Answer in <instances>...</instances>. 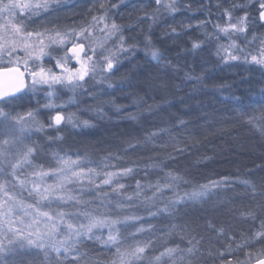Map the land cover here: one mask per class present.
<instances>
[{"label":"trees","instance_id":"obj_1","mask_svg":"<svg viewBox=\"0 0 264 264\" xmlns=\"http://www.w3.org/2000/svg\"><path fill=\"white\" fill-rule=\"evenodd\" d=\"M100 3L105 5L103 13ZM233 4L249 5L233 12L234 18L249 13L244 34L226 35L214 27L226 26L227 17L221 13ZM175 7L172 12L154 0H66L39 19L47 28H81L89 26L93 16L106 14L108 21L119 26L116 39L110 42L118 47L114 53L118 62L114 59L111 77L99 82L100 97L82 103L76 99V109L90 126L71 131L49 127V110H40L38 102L23 105L31 99L28 96L1 105L6 112L26 108L39 112L36 114L45 125L43 135L55 140L56 148L48 152L52 159L57 153L68 156L100 175L132 169L128 176L115 178L113 185L122 184L121 189L133 192V201L145 199L151 208L165 199L183 198L175 209L163 216L162 212L156 214L136 231L131 229L133 224L122 231L120 251L134 241L151 242L146 256L136 264L167 247L182 250L172 264H188L189 260L191 264H252L264 256V240L253 239L255 233L264 231V65L250 61V56L264 47L260 39L264 23L259 20L255 0H175ZM193 43L200 46L194 49ZM233 43L235 47L228 51L240 59L225 57L221 46ZM149 49L158 51L159 61L147 54ZM82 90L90 92L89 88ZM44 136L34 138L39 144L33 156L37 165L39 159L48 160L40 152ZM169 172L183 179L173 182L166 175ZM210 181L226 182L199 200L188 199L187 194ZM158 183L160 191H156ZM168 184L172 187L164 186ZM250 185L256 186L255 192ZM204 205L205 209L185 220L189 228H184V219H178L180 212ZM141 206L139 210H145ZM161 216L160 226H167L162 239L156 241L138 231L157 224ZM171 220L178 222L176 235L168 226ZM82 241L94 247L82 251L76 264L117 261L115 247ZM193 245L199 250L198 257L183 251ZM165 260L170 264L171 258Z\"/></svg>","mask_w":264,"mask_h":264},{"label":"snow or ice","instance_id":"obj_2","mask_svg":"<svg viewBox=\"0 0 264 264\" xmlns=\"http://www.w3.org/2000/svg\"><path fill=\"white\" fill-rule=\"evenodd\" d=\"M160 5L161 0H155ZM251 3V0H249ZM59 0H0V104L10 102L16 95L24 89V77L27 74L31 79V86L47 85L54 88L56 85H67L78 87L90 74L96 73V61L92 55L96 49L92 47L91 28H96L111 36L119 32V26L112 22L110 25L106 14L92 17V22L87 27L79 30L66 29L60 31L45 30L28 31V23L32 16L38 15L42 11H47ZM258 5V17L264 22V0H255ZM217 7L221 5L217 4ZM247 4H233L231 8H224L222 15L227 17L226 26L214 27L226 35L233 33L244 34L249 23V13L244 11L243 16L233 17V12L237 9L247 8ZM102 13L105 11L104 3L99 5ZM114 7V6H113ZM164 7L172 12L176 11L175 0L165 2ZM190 7V6H189ZM21 14H26L21 16ZM233 19L235 22L233 23ZM103 24V28L100 25ZM120 51H123V37L120 38ZM256 39V38H254ZM260 39L264 40V37ZM83 41V42H79ZM88 44V48H85ZM68 45H71L68 47ZM199 43H193V48H198ZM60 47L64 50V55L56 58L55 63L58 71L46 69L42 66L45 58H51L49 49ZM103 51L102 45H100ZM226 59L237 60L240 57L233 55L228 48L235 47V44L227 47L221 46ZM23 50L25 56H14L18 50ZM243 51L242 49H237ZM154 60L159 61L160 55L157 50L149 49L147 52ZM114 59L118 62V57L114 54L104 55L101 63L106 65V70L111 71L114 67ZM244 59H247L245 56ZM5 60L7 63H5ZM68 60H74L78 67L72 69L67 66ZM251 61L264 65V47L258 50V55H252ZM29 62L35 68L29 67ZM21 68L24 71H21ZM49 98H53V93H48ZM48 108H55L56 105L48 104ZM72 123L79 126L67 118L59 111L51 117L49 127H56L63 122ZM88 121H83L84 126H88ZM33 131H44L42 125L32 111L15 116L0 108V264H5V255L15 256L23 250H39L47 258L49 254H54L59 264L61 256L78 259L80 253V243L84 238L89 240H99L104 245H117L121 243L119 228L120 219H112L111 216L101 211L99 208L90 207L91 201H83L80 197L73 195L68 185L82 183V177L98 176L100 173L93 170H85L81 167L80 160H72L70 157L54 154L55 167L45 169L42 165L33 163V156L39 150V144L26 143L30 139ZM7 137V138H2ZM31 168V172L26 169ZM79 169V170H77ZM132 169H123L118 172L106 173V178L102 180L104 185H112L117 177L128 176ZM173 182L183 178L169 172L166 174ZM52 179L53 183H47ZM226 181H210L209 184L201 185L198 191L187 194L192 201L199 200L208 195L210 190L223 184ZM248 185L249 181H241ZM91 183V181H89ZM172 187L171 184L164 185ZM255 192V185H250ZM99 188V185H96ZM118 188L123 185L117 184ZM139 186V183L137 184ZM161 190L159 183L156 191ZM26 194L29 200L34 203H27L21 199V195ZM127 199L131 200V197ZM179 198L170 202V208L175 209L180 203ZM56 204L57 207H52ZM76 210H66V209ZM161 211H169V207ZM136 217H124L123 224L126 226L129 221L136 220ZM81 220L85 222H81ZM75 221V223L73 222ZM264 228V224L261 226ZM107 229V238L96 236V231ZM143 231V229H138ZM222 231V229L220 230ZM254 240L257 242L264 240V231L255 233ZM151 242H136L121 252L117 248V261L114 264H136L146 256ZM182 251L179 248H168L160 256L154 257V261H160L161 257L173 258L174 255ZM187 256H192L195 245L183 250ZM75 254V256H74ZM264 255V253H262ZM183 262L184 257H181ZM191 264V261H188ZM257 264H264V259H259Z\"/></svg>","mask_w":264,"mask_h":264},{"label":"rangeland","instance_id":"obj_3","mask_svg":"<svg viewBox=\"0 0 264 264\" xmlns=\"http://www.w3.org/2000/svg\"><path fill=\"white\" fill-rule=\"evenodd\" d=\"M66 0H59L58 4H54L53 6L56 5H60L62 2H64ZM149 3L153 2V0H148ZM166 0H161V3L159 6H164ZM167 2H170V0H167ZM154 3L155 0H154ZM157 4V3H156ZM52 8V7H51ZM50 8V9H51ZM165 8V7H164ZM50 9H48L47 11H42L40 12L38 15L36 16H32L29 21H25L26 23H28V31H45V30H49V31H54L56 29H59L60 31H64L66 29H76L79 30L80 28L78 27H74V28H65V29H60V28H56L54 26H48V28L43 25V24H39V19H41L42 17H44L43 15L47 14ZM169 10V9H168ZM26 14H21V16H24ZM44 20V19H43ZM92 22V19H91ZM90 22V24H91ZM109 24H111L110 21H108ZM89 25V24H88ZM85 27H87V24L85 25ZM101 28H103V24L100 25ZM47 28V29H46ZM92 31V36H91V42H92V47L94 49H96L95 54L93 53H89V55L93 56V59L96 61V73L95 75H89L88 77L85 78V80L83 82H81V85L78 87H70L67 85H56L54 88H49L47 85H36L35 88H32L31 86V79L28 76L27 77V85L26 88L23 92V94L19 97H30L31 99L28 100H24V104L23 105H33L34 103H41L39 106V109H48L49 110V116L53 117L55 116L56 112L59 111L62 115H64L66 118L68 116L72 117V120L74 122H76L79 126H73L72 123L67 122V120H65V122H63L60 127H63L65 130H79L83 127H88L90 126V122L88 123V126H84L82 124L83 121H87L84 120V116H81V113L78 112V110L76 109V99H78V102L82 103L84 99H89V100H94L97 97H100L101 95V88L99 87V82L103 81V80H108L111 77V73L112 70H114L115 68V61H114V67L111 71L106 70V65L101 63L100 61L102 60L104 55H110V54H114L116 51L115 49H118L117 46H111L110 42H111V38H115L117 36V33L114 35L106 36V33H104L101 30H98L96 28H91L90 29ZM79 42H83V41H79ZM106 44V47H103V45ZM109 44V45H108ZM100 45H102L103 51L101 50ZM71 45H68V47H70ZM85 48H88V44H85ZM262 48V47H260ZM258 48V50L260 49ZM49 51L51 52V58H45L42 62V66L45 67L46 69H52L53 71H58L57 67H56V63H55V59L59 58L61 56L64 55V50L60 47H55L52 49H49ZM20 56L21 59L24 58L25 54L23 52V50H18L16 53H14V56ZM255 55H258V53H256ZM251 57V56H250ZM248 60V59H245ZM249 61V60H248ZM251 61V60H250ZM5 63H7V61L5 60ZM67 66L75 69L78 67V64L74 61V60H68L67 61ZM29 67L30 68H35V65L32 64L31 62H29ZM21 70H24L23 68H21ZM88 79H93L96 82L92 81V82H85ZM86 84V85H85ZM89 86V87H88ZM82 87H85L86 89L89 88L88 93H83L84 91L82 90ZM51 92L53 93V98H49L48 93ZM37 96V97H36ZM77 96V97H76ZM37 98V99H36ZM54 104L56 105L55 108H48L46 107V105L48 104ZM0 108H3L2 105L0 104ZM5 111V110H4ZM28 111H32L35 114L36 119L42 124L43 122L40 121V118L37 116V114H39V112H37V110H31L30 108H26V110H17L15 112H10L8 111L11 115L15 116L17 113L23 114L26 113ZM37 113V114H36ZM40 117H44V114L41 115ZM44 130H45V125H44ZM43 132L40 131H33V133L30 136V139L26 140V143L29 144H33V142L35 141V135L36 134H41L43 135ZM57 132L60 134L62 132V130H57ZM60 136V135H59ZM2 138H7V137H2ZM44 139V140H43ZM66 139L69 141L70 138L69 136L66 137ZM40 140H43L41 142L40 145V152L42 156L48 157V160H42L39 159L38 161L40 162V165L44 166L45 169H48L50 167H55V160L54 157L52 159V155L49 152V150H52L56 148L55 146V140L52 137H46L44 136L43 138H40ZM39 140V141H40ZM65 158H68V156H65ZM52 159V160H50ZM33 160H36L35 157L33 158ZM50 160V161H49ZM34 164H36V162L33 161ZM84 169V168H83ZM79 170V169H77ZM85 172H87V169H84ZM32 169L28 168L26 169V172H31ZM106 176L104 175H98V176H86V177H82V183H73L68 185V188L70 190V192L73 195H76L78 197H80L81 200L83 201H91V205L90 207H94V208H99L101 211L108 213L112 219H120L122 221L121 224L117 225V227L119 228V233H120V239H122V231L125 230V227L127 225H131L133 224L134 226H131L132 230H135L138 228L139 224H141L144 221H148L150 219H153L156 214H159L160 212H162V216L163 214H165V211H161L162 209L166 208L165 204L169 203V201H171L170 199H165L163 203H159V204H154L151 208H149L150 202H148L147 200H141V201H133V192L130 193L131 191H124V189L121 188H117L115 187L116 185L112 184V185H104L102 183V180L105 179ZM89 181H91V183H89ZM47 183L51 184L53 183L52 179H48ZM114 183V182H113ZM96 185H99L100 187L97 188ZM122 185V184H121ZM113 187H115L116 189L113 190ZM141 189H138V191ZM112 191V192H111ZM134 191H136L134 189ZM128 197H131V200L127 199ZM138 197V194H137ZM160 197V195H159ZM21 199H24L27 203H34L33 200H29L27 198L26 194L21 195L20 197ZM171 198V196L169 197ZM142 205L141 207L144 208L145 210H139V206ZM169 207V210H172V208H170V203L167 205ZM52 207H57L56 204H53ZM207 206L204 205L201 208H197V209H186L183 212H180V216L176 214V216L179 218L178 219H184V222H182L183 227L185 228H189L188 227V218L194 213V212H198L199 210H203L205 209ZM66 210H76L74 208L72 209H66ZM159 218L158 222H155L157 224H148L144 229V235L146 237L152 238L155 237L156 241L161 238L162 233L164 232V229L167 227L166 224L163 225V227H161V220L163 219V217ZM124 217H136L137 219L134 221H129V223L125 226L123 224V218ZM173 220H177L176 218H172ZM186 219H188L187 221H185ZM169 220L168 218L165 219ZM75 223V221H73ZM81 222H85L83 220H81ZM165 223V222H164ZM178 222H173L171 220V223L168 224V226L170 227V230H173V235L177 234V230H178ZM131 230V231H132ZM96 236H101L104 238H107L108 235V231L107 229H104L102 231H96L95 232ZM174 237V236H173ZM87 238H84L83 240H85ZM93 241H97L99 243H101L99 240H95L92 239ZM136 242L138 241H134L133 243H130V246L134 245ZM102 244V243H101ZM192 244V243H190ZM104 245V244H102ZM118 245H104L107 247H115L116 249L118 248ZM195 245L197 246V243H195ZM80 253L82 251H84L86 248H88L89 250L92 249L94 247L93 244H89L88 242L85 241H81L80 245ZM171 248V247H167L166 249ZM166 249L163 250H158L156 253H152L151 255L149 254L148 257L146 259H144V263L142 264H157L156 261H154V257L156 256H160L161 253L165 252ZM123 252V251H121ZM194 254L198 257L199 254V250L196 249L194 251ZM75 255V254H74ZM3 259L5 260V264H57V258L55 257L54 254H49L48 257H45V254L39 250H23L22 252H18L15 256L12 255H5L3 257ZM165 259H169V257L164 256L161 257L160 261L158 262V264H167V262L165 263ZM178 259L177 253L174 255L173 258H171L170 260V264H172L174 261H176ZM142 260V259H141ZM76 259L74 260L73 257H68L65 258L63 256H61L59 258V264H76ZM87 264H94V262H89ZM221 264H240L239 262H223Z\"/></svg>","mask_w":264,"mask_h":264},{"label":"water","instance_id":"obj_4","mask_svg":"<svg viewBox=\"0 0 264 264\" xmlns=\"http://www.w3.org/2000/svg\"><path fill=\"white\" fill-rule=\"evenodd\" d=\"M262 23H264V22H262ZM21 71H22V70H21ZM26 81H27V74H26L25 77H24V84H25V87H24V89H22V91H21L20 93H18L17 95L21 94V93L25 90V88H26ZM17 95H16V96H17ZM262 259H264V258H262ZM257 262H258V261L254 262L253 264H257Z\"/></svg>","mask_w":264,"mask_h":264},{"label":"flooded vegetation","instance_id":"obj_5","mask_svg":"<svg viewBox=\"0 0 264 264\" xmlns=\"http://www.w3.org/2000/svg\"><path fill=\"white\" fill-rule=\"evenodd\" d=\"M27 77H28V75H27ZM26 85H27V82H26ZM22 95V94H21ZM21 95H19V96H21ZM19 96H17V97H19ZM60 126V125H59ZM59 126H56V127H59Z\"/></svg>","mask_w":264,"mask_h":264},{"label":"bare ground","instance_id":"obj_6","mask_svg":"<svg viewBox=\"0 0 264 264\" xmlns=\"http://www.w3.org/2000/svg\"><path fill=\"white\" fill-rule=\"evenodd\" d=\"M261 258H264V256H263V257H261Z\"/></svg>","mask_w":264,"mask_h":264}]
</instances>
